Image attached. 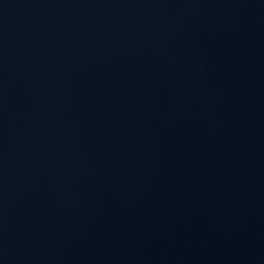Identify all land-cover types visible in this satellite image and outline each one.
I'll use <instances>...</instances> for the list:
<instances>
[{"label": "water", "instance_id": "95a60500", "mask_svg": "<svg viewBox=\"0 0 264 264\" xmlns=\"http://www.w3.org/2000/svg\"><path fill=\"white\" fill-rule=\"evenodd\" d=\"M0 264H264V0H0Z\"/></svg>", "mask_w": 264, "mask_h": 264}]
</instances>
